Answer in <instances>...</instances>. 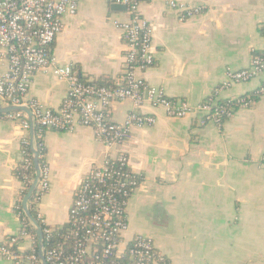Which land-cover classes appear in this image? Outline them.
<instances>
[{
	"label": "crops",
	"instance_id": "obj_1",
	"mask_svg": "<svg viewBox=\"0 0 264 264\" xmlns=\"http://www.w3.org/2000/svg\"><path fill=\"white\" fill-rule=\"evenodd\" d=\"M168 1L197 13L183 17ZM139 12L153 30L154 65L143 80L193 107L212 98L227 69H244L253 53L264 52V0H142ZM129 19L110 4L78 0L76 15L63 19L51 54L82 81H114L126 55L125 36L115 24ZM5 70L0 64V74ZM263 81L264 72L217 99L250 96ZM66 94V83L47 70L34 76L28 98L56 110ZM0 107L5 106L0 102ZM132 109L129 101L113 104L111 121L124 123ZM11 113H0V244L21 228L15 207L23 191L17 174L25 173L23 132ZM140 113L155 123L132 129L122 146L140 179L127 207V237L152 239L161 264H264V98L221 122L194 115L171 119L149 106ZM42 144L50 188L28 210L58 231L67 226L80 181L102 164L105 149L89 128L45 130ZM0 264L11 262L0 259Z\"/></svg>",
	"mask_w": 264,
	"mask_h": 264
},
{
	"label": "built area",
	"instance_id": "obj_2",
	"mask_svg": "<svg viewBox=\"0 0 264 264\" xmlns=\"http://www.w3.org/2000/svg\"><path fill=\"white\" fill-rule=\"evenodd\" d=\"M95 1L122 6L130 16L129 21L115 24L125 36L126 55L124 71L113 81V86L82 81L72 66L61 65L51 54L52 44L63 32V19L76 15L78 0H0V64L6 65V70L0 74V102L5 107L29 110L33 126L39 128L34 135L35 149L43 147V131L76 128H89L105 149L102 164L82 178L74 193L61 242L44 247L46 263L123 264L119 260L127 258L130 264H161L163 258L155 250L152 239L142 235L127 237V207L140 179L122 146L132 129L154 125L153 117L140 113L144 106L161 109L171 119L194 115L206 122H221L231 116L234 108L250 107L254 99L264 98V82L250 96L227 100L234 103L229 110L219 109L217 98L234 85L258 79L264 72V58L253 53L248 67L227 69L224 81L215 88L212 98L196 107L184 100L169 99L163 89L147 85L142 77L154 65L153 30L140 15L142 0ZM167 3L170 10L184 14L183 17L197 13L183 4ZM47 70L67 85V94L56 110L28 98L34 76ZM123 101H129L133 109L124 123H114L110 119V108ZM9 118L18 120L23 132L21 144L26 175L22 179V200L35 179L34 164L27 153L30 124L21 112H12ZM262 159L264 165V157ZM39 171L40 177L27 209L29 206L33 209L50 188L49 172L44 163H39ZM21 200L15 207L21 228L15 236L0 244V259L11 264H41L33 227L22 218ZM35 220L42 227L44 243H49L56 230L45 227L37 213Z\"/></svg>",
	"mask_w": 264,
	"mask_h": 264
},
{
	"label": "water",
	"instance_id": "obj_3",
	"mask_svg": "<svg viewBox=\"0 0 264 264\" xmlns=\"http://www.w3.org/2000/svg\"><path fill=\"white\" fill-rule=\"evenodd\" d=\"M112 10L113 11H124V8L122 6H115L112 5ZM10 112H21L24 113L27 118L28 121L30 122V148L33 152V162H34V171H35V179L28 191V193L26 194V196L24 197L23 201H22V209L23 212L26 216V218L28 219V221L30 222V224L33 227L36 239H37V246H38V258L40 260L41 264H47L44 258V239H43V233H42V227L38 224V222L31 216V213L29 212V210L27 209V202L30 199V197L33 195L35 188H36V184L37 181L39 180L40 177V171H39V160L37 157V152L34 149V135H35V127L33 126L32 123V118H31V114L29 112V110H27L24 107H4L1 108L0 107V113H10Z\"/></svg>",
	"mask_w": 264,
	"mask_h": 264
},
{
	"label": "trees",
	"instance_id": "obj_4",
	"mask_svg": "<svg viewBox=\"0 0 264 264\" xmlns=\"http://www.w3.org/2000/svg\"><path fill=\"white\" fill-rule=\"evenodd\" d=\"M260 32H261V34L264 36V26L260 29ZM255 55H257V56H262L263 58H264V54H263V52H261V53H254ZM264 82V81H263ZM262 82V83H263ZM94 84H96V85H102V86H106V87H112L113 86V81L111 80H108V79H104V78H102V79H100V80H98V81H94ZM217 105H218V107H219V109H228L229 110V108H232V107H234V103H229L227 100H218L217 101ZM234 110H237V108H234ZM38 131H39V128H35V135L38 133ZM27 153H28V155L30 154L31 155V150H30V148L28 147L27 148ZM46 154V151H45V148H38L37 149V155H38V157H39V163L42 165L43 164V162H44V155ZM23 175H25V173H22V172H18V174H17V176H18V178L20 179V180H22V176ZM30 213H31V215H32V217L35 219L36 218V213L33 211V210H31L30 211ZM22 218L24 219V221L27 223V224H29V226H30V223H29V221L27 220V218H26V216H25V214H24V212L22 211ZM28 226V227H29ZM30 228H31V226H30ZM65 230H66V228H64V229H61V230H58V231H56L53 235H52V237H51V241L49 242V243H47V242H45L44 243V247L45 248H47V247H51V246H54L55 244H57V242H61V238H62V236H63V234L65 233ZM34 233V232H33ZM34 236H35V233H34ZM58 236H60V239H59V237ZM35 239H36V237H35ZM37 243V242H36ZM13 250V249H12ZM121 263H123V264H130V262L127 260V258H122V259H120L119 260Z\"/></svg>",
	"mask_w": 264,
	"mask_h": 264
}]
</instances>
